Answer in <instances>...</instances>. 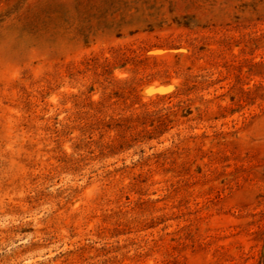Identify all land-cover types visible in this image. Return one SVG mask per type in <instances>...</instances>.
<instances>
[{
  "label": "rangeland",
  "instance_id": "1",
  "mask_svg": "<svg viewBox=\"0 0 264 264\" xmlns=\"http://www.w3.org/2000/svg\"><path fill=\"white\" fill-rule=\"evenodd\" d=\"M0 264H264V0H0Z\"/></svg>",
  "mask_w": 264,
  "mask_h": 264
}]
</instances>
